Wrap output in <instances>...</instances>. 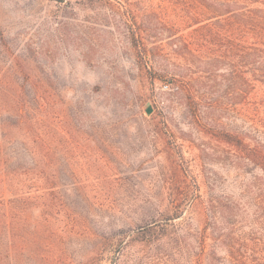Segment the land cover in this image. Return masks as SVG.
I'll return each mask as SVG.
<instances>
[{
  "label": "rangeland",
  "instance_id": "374dc122",
  "mask_svg": "<svg viewBox=\"0 0 264 264\" xmlns=\"http://www.w3.org/2000/svg\"><path fill=\"white\" fill-rule=\"evenodd\" d=\"M188 2L0 0V120L13 140L42 148L47 181L31 192L42 211L28 212L26 239L16 244L15 254L25 244L28 256L11 264H195L203 227L195 218L145 244L165 221L160 200L178 193V167L190 181L198 175L202 194L239 196L244 185L212 154L211 134L189 123L172 81H152L141 59V21L178 22L189 34L198 25L182 21ZM159 32L150 64L173 68L158 56L171 51L170 31L162 40ZM215 83L206 101L216 100L213 116L236 130V111H224L227 83ZM209 117L207 109L203 124Z\"/></svg>",
  "mask_w": 264,
  "mask_h": 264
},
{
  "label": "trees",
  "instance_id": "16d2710c",
  "mask_svg": "<svg viewBox=\"0 0 264 264\" xmlns=\"http://www.w3.org/2000/svg\"><path fill=\"white\" fill-rule=\"evenodd\" d=\"M188 1L189 12L182 21L198 25L189 34L180 31L178 22L141 21V59L152 81H172L171 92L185 106L189 123L211 134L212 154H221L234 167L244 188L239 196L202 194L198 175L190 181L188 168L180 165L178 193L160 200L165 221L152 225L159 226V231L145 244L177 234V224L195 218L203 226L195 264H264V0ZM155 30L160 31V40L170 31L166 36L171 51L162 50L158 56L168 63L172 59L173 68L160 64L156 70L150 64L152 56L156 57L152 52L156 44L151 41ZM182 59L185 66L180 65ZM217 77L227 83L224 111H236L240 120L236 130L217 122L213 116L216 100L206 101L215 91ZM207 109L208 126L203 124ZM6 127L0 120V262L5 259L3 263L11 264L16 254L28 256L25 244L15 254L16 244L20 237L26 239L28 212L42 211L31 201V192L44 191L47 181L42 148L18 143L6 134ZM174 186L175 182L171 193ZM245 222L256 227L240 230Z\"/></svg>",
  "mask_w": 264,
  "mask_h": 264
}]
</instances>
